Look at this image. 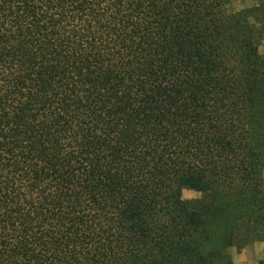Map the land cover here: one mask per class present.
<instances>
[{"label":"trees","instance_id":"obj_1","mask_svg":"<svg viewBox=\"0 0 264 264\" xmlns=\"http://www.w3.org/2000/svg\"><path fill=\"white\" fill-rule=\"evenodd\" d=\"M263 37L264 0H0V264H222L212 219L263 235Z\"/></svg>","mask_w":264,"mask_h":264},{"label":"rangeland","instance_id":"obj_2","mask_svg":"<svg viewBox=\"0 0 264 264\" xmlns=\"http://www.w3.org/2000/svg\"><path fill=\"white\" fill-rule=\"evenodd\" d=\"M242 4L243 2L240 1L234 2L231 8H241ZM259 52L264 55V37L260 40ZM181 196L183 199L193 201L200 197V193L191 189H183ZM235 223L232 218L227 217L221 218L220 221L217 218L212 219L210 226L212 236L221 248L224 249V246H227L225 248H227L228 257L226 256L222 264H260L264 259V234L259 235L252 232L249 236H245L247 230L244 225L240 224L237 228ZM229 230H234V233L230 241L232 244L228 246L224 234Z\"/></svg>","mask_w":264,"mask_h":264}]
</instances>
